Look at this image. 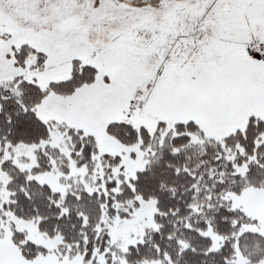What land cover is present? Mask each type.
I'll use <instances>...</instances> for the list:
<instances>
[{
    "label": "snow or ice",
    "instance_id": "obj_1",
    "mask_svg": "<svg viewBox=\"0 0 264 264\" xmlns=\"http://www.w3.org/2000/svg\"><path fill=\"white\" fill-rule=\"evenodd\" d=\"M0 264H264V0H0Z\"/></svg>",
    "mask_w": 264,
    "mask_h": 264
}]
</instances>
